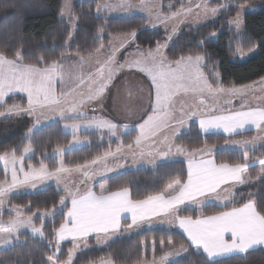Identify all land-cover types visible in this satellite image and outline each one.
Returning a JSON list of instances; mask_svg holds the SVG:
<instances>
[{"label":"snow or ice","instance_id":"snow-or-ice-1","mask_svg":"<svg viewBox=\"0 0 264 264\" xmlns=\"http://www.w3.org/2000/svg\"><path fill=\"white\" fill-rule=\"evenodd\" d=\"M18 6L13 5V7ZM196 7L199 8L201 5ZM228 7H235V5L211 8L207 4L203 5L204 12H211L213 19L218 12ZM72 9L73 0H63L61 16L66 15L70 21H74L70 27L78 31L79 21L73 17ZM136 9L147 13L149 24L133 29L122 36L110 37L107 46L101 41L99 47L89 51L87 56L82 55L78 50L74 56H65L61 53L55 59L49 60L41 56L34 63H24L19 53L12 59L0 53V106L6 103L9 95L14 96L19 93L26 96V104L14 103L6 113V115L34 118V123L28 129L26 136L42 123L40 117L46 112L53 116L58 115L64 120L70 118V113L84 118L86 122L83 124L72 123L64 126L71 128L74 137L81 127L107 129L109 133L116 135L121 127L128 128L130 125H118L111 119L95 114L88 119L86 108L95 104L93 113L106 112V101L111 88L114 87V80L125 67L137 69L149 81L147 106L136 117L137 120L142 121L135 125L138 134L133 142L118 145L115 152L109 150L102 156L70 168L65 166L62 158L64 149L58 148L56 152L61 155V159L58 161V166L51 170L43 160L40 161L39 167L28 164L25 170L24 155L17 157V149L0 154V160H3L5 164V179L0 180V209L4 207L6 198L14 189L28 187L29 190L39 191L38 184L44 181L54 180L57 191L64 193L59 197V206L67 208V211L58 227L53 220L52 230L48 233L53 240L48 243L59 250L61 242L70 238L73 247L68 249L67 260L60 261L54 252L44 260L43 264H73V256L81 248L80 241H83V247L87 248V238L90 235H94L97 244H101L121 230L128 232L133 227H139L152 218L158 220L161 216L170 217L167 224L175 225L186 233L189 243L201 250L205 257V264H215L217 258L234 253L246 254L254 246L264 245V202L257 204L255 200L247 199L239 207L233 206L231 210L197 218L178 215V212L182 210L180 206L188 201L201 204L199 197L207 198L215 195L218 199L221 198V192L218 190L226 193L222 197L226 201L225 206L235 200L238 193L234 191V186L245 185L252 180V177L246 174L249 167L247 161L250 159L247 154L244 155L245 163H217L213 157V147L206 143L199 148L175 143L182 129L186 128L191 121L198 122L199 130L203 133H207L209 129H223V132L229 135L236 134L237 130L245 129L246 125H252L258 130L256 137L251 141H233L232 143L247 146L264 142V77H261L258 82L241 85L230 83L226 86L220 79L221 74L214 70L220 62H214L211 66L205 63L206 59L211 57L210 53L205 51L204 54L170 58L166 50L172 46L177 36L178 24H172L169 27V21L178 20L182 13L187 15L192 11L191 8H182L178 12L165 16L152 0H141L139 4H133L131 0L96 4L98 14L101 11L104 13H112L116 10L131 12ZM89 14H91L90 10ZM153 14L156 20L163 24L166 36L163 43L157 40L155 47H152L150 43L149 47L142 48L136 38L141 31L149 27L153 30L158 27L151 20ZM226 23L229 28L234 26L237 34H241L244 30V21L239 13L233 20ZM104 27L106 28L107 25ZM103 31V28L99 29L100 33ZM223 31L222 28L205 39H217ZM234 38L236 37H230L227 41L230 49L231 40ZM70 39H74L73 33H69ZM249 43L253 45L249 50V54H252L258 50L259 45L264 44V36H261L259 41L249 37ZM198 46L204 47V41H199ZM129 47H135V52L127 53L126 50ZM122 52L124 53L123 62L119 59ZM236 52L242 54L243 50L237 46ZM102 54L103 59L100 58ZM240 58L246 57L241 55ZM72 59H76L78 63L72 65L66 63ZM93 60L96 62V71H90L84 75L79 70L80 65L85 62L91 63ZM207 67L213 70L206 73L204 68ZM58 82L61 89L59 93L57 92ZM257 92L260 93L259 96L256 95ZM222 96L229 97L223 101V104L220 103ZM248 96L258 99L260 106L254 107L248 104L246 101ZM233 99L245 102L241 103L239 109L230 108L228 105L232 104ZM31 151V144L23 148V153ZM124 151L128 152L133 159L137 156L148 158V163L154 166L165 163V158H171L174 155L184 156L187 158V178L184 180L181 176H177L161 190L147 194L141 199H132L128 187H121L117 191H108L107 188L101 187L99 194L90 188H85L81 192L78 185H70L62 178L63 173H80L82 179L79 183L86 184L97 175L91 170L92 165ZM258 163L260 172L257 175L264 178V159H259ZM9 165H11L10 181L7 179ZM19 174H22V179ZM222 186L226 187L222 188ZM241 199L244 197L241 196ZM69 201L70 207H68ZM23 207L31 211L32 206L28 204ZM13 210L15 216L7 221L0 220V245L12 243L14 234L25 227L29 228L32 234L46 240L43 227H37L33 223L34 216L41 219L43 226L46 219L54 217L59 209L53 205L52 209H45L42 213L37 211L32 215H24L20 206H13ZM124 213L130 214L131 224L122 228L121 218ZM159 226L164 224L161 223ZM165 243L170 248H174L172 241L162 240L160 241L161 250ZM153 248H155V242H153ZM174 250L187 252L183 245ZM168 255L170 253H165L159 261L142 259L139 264H165ZM100 264H112V261H101Z\"/></svg>","mask_w":264,"mask_h":264},{"label":"trees","instance_id":"trees-1","mask_svg":"<svg viewBox=\"0 0 264 264\" xmlns=\"http://www.w3.org/2000/svg\"><path fill=\"white\" fill-rule=\"evenodd\" d=\"M253 1L233 0L228 5H235V7H228L218 12L214 19L185 27L173 40L172 46L167 49V54L170 58H176L180 55L204 54L205 51L210 53L211 57L206 59L205 63L211 66L214 62H220L214 70L221 74L220 79L226 86L230 83L248 84L264 77V44L259 45L257 53L246 61H240L236 52L237 46L244 52H249L253 47L249 43V37L259 41L260 37L264 36V7L244 13V30L240 35H237L233 27L229 28L226 23L241 12L243 4L253 3ZM99 2L103 0H84L73 4L72 14L75 20L79 21V30H74V39L69 40L72 28L68 20L61 16L63 0H0V53L10 59L15 58L19 53L24 63H34L41 56L51 60L59 57L61 53L75 54L78 50L86 56L89 51L99 47L101 41L108 44L110 37L127 34L147 24V18L142 14L98 15L95 8ZM221 2L222 0H217L215 5H220ZM13 5L19 6L13 7ZM105 25H107L106 28ZM101 28L104 29L103 33L99 32ZM222 28L223 34L217 39H205ZM165 36L166 33L161 27L154 30L149 27L141 31L136 39L142 48H147L150 43L152 47H155L157 40L163 43ZM230 37H236L231 40V49L227 43ZM201 40L204 41V47L198 46ZM212 70L210 67L204 68L206 73ZM14 103L26 104V101L24 97L14 95L8 97L3 106ZM14 119V117L0 119V123H10ZM136 135L137 131L131 129L124 133L120 140H113L105 132H81L79 136L89 142L81 148L66 151L63 155L65 166L74 167L76 164L91 161L112 146L133 142ZM252 135L253 132L233 137L219 132L203 133L199 130L198 122L191 121L188 129L180 134L177 142L190 148L203 147L206 143L210 147H215L213 154L217 163L236 164L246 162L245 154L250 158L247 162L264 158V155H261L264 153V144L245 149L222 147L234 137ZM71 139L72 135L64 132L61 121H54L35 129L31 137H26L24 129L14 132L0 141V152H11L17 149L16 156H21L23 148L31 144L33 154L25 158V165L32 164L39 167L40 161L43 160L51 170L58 166L54 152L59 147L70 145ZM249 172L252 181L238 187L235 190L238 193L236 199L227 203V206L209 203L202 207H184L178 214L196 218L216 214L233 206L239 207L247 199H253L257 204L264 202V178L254 179L257 176L258 165L250 167ZM4 175L0 165V180L4 178ZM177 176H181L184 180L187 178V166L184 159H168L165 163L151 167L127 169L96 184L95 189L105 186L108 191H117L121 187H128L132 199H141L147 194L161 190ZM62 194L63 192H58L54 185H49L39 191L14 194L10 196L9 204L22 208L31 204V211L26 210L30 214L52 209L53 205L59 209V197ZM241 196L244 199H241ZM66 210L67 208L58 210L54 217L45 221L42 227L46 240L32 236L28 231L20 232L18 242L0 249V264H43L44 260L54 252L60 261L66 260L68 249L72 246L71 242L61 243L57 252V249L48 243L53 240V237L48 235L52 230L53 220L58 227L59 222L64 219ZM11 215L10 211L5 210L2 215L0 213V218L5 220ZM35 223L41 224V219L37 217ZM162 240L172 241L174 247L181 245L187 247V253L169 264H205V257L201 250L192 246L180 230L159 225L140 229L130 235L119 236L104 245L91 243L88 248L76 254L73 264H91L101 258H111L116 264H137L142 259L159 257L165 250L170 249L165 243L161 250L160 241ZM153 242H155V248H153ZM215 264H264V248L220 258L215 261Z\"/></svg>","mask_w":264,"mask_h":264},{"label":"rangeland","instance_id":"rangeland-1","mask_svg":"<svg viewBox=\"0 0 264 264\" xmlns=\"http://www.w3.org/2000/svg\"><path fill=\"white\" fill-rule=\"evenodd\" d=\"M78 1H84V0H73V4L75 2H78ZM215 1H217V0H152V2L158 6V10L162 11L165 16H168L171 13H174V12H178L182 8L183 9H189V8L192 9V11L189 12V13H187V15H184L182 13L180 15V17H179L178 20L169 21V27H171L172 24H178L177 35H179V33L185 27H187V26L198 25V24H201V23H204L206 21H209V20H212L213 19L212 18L213 17V14L211 12H208V13H205L204 12V9H203V5L204 4H207L210 8L211 7H219L221 5H228L233 0H222V2H221L222 4H220V5H215ZM105 2H108V3H117L118 0H103V2H99L98 4H103ZM131 2L133 4H139V3H141V0H131ZM169 5H171V7H169ZM197 5H201V7L197 8L196 7ZM245 5H247V8H245ZM261 7H264V0H254L253 3L251 2V3L243 4L242 7H241V12L239 13L240 18L243 20L244 13L249 12V11H253L255 9H259ZM95 12H96V8H95ZM134 14H142V15H144L147 18V13L144 12L143 10H140V9L132 10L131 12H124L122 10H116V11H113L112 13H104L103 11H101V13H99L98 15H106V16H130V15H134ZM63 18L67 19L68 22H69V24H72L74 22V21H70L67 18L66 15L63 16ZM151 20L154 23H156L158 25V27H161L162 29H164L163 28V24L160 21L156 20L154 14L151 17ZM147 24H149V19L148 18H147ZM233 29L235 30L234 26H233ZM73 31H74V29L72 28V33H73ZM121 35H124V34H121ZM237 35H240V34H237ZM127 53H130V52L128 51ZM256 53H257V50L255 52H253L252 54H249V52H244L243 51L242 54L241 53H238V59L240 61H246L249 58H251L253 55H255ZM68 55H74V54L69 53ZM68 55H65V56H68ZM241 55H243V57H246V58L241 59L240 58ZM131 58L132 57H130V59ZM120 60H121V62H123L124 61V57L123 56H120ZM68 62H69V60L66 61L67 64H69ZM79 70L84 75H86V73H88L90 71L93 72L95 70V68L92 69V70H90L89 68L87 69V65H85V66L84 65H80ZM128 70H130V71H128ZM131 71H134V72L137 71L139 74H141V76H139V79H138V77H136L137 75L134 74V73H132ZM120 73L123 74V77L122 78L124 79L123 80L122 88H120L119 90H117V92H114L111 89L110 93H113L112 95H114V96H110V100L115 99V97H116V99H119V98H121V96H122V98L124 100H128V98L130 99V94L131 93L134 94V92L136 91V88H138V91L140 92V94H139L140 97L138 99V101H139L138 103L141 104V101H143V98H144L143 95L145 93V90L142 89L143 92L140 91L141 90V87L140 86L143 85L145 88H147L146 92H148V82H147L148 79H147V77L144 74L140 73L137 69H130L128 67H125ZM258 81L259 80L254 81V82H258ZM114 84H116V81L114 82ZM136 84H138V85H136ZM257 86L259 87V85H257ZM129 88H131V90H129ZM60 90H61L60 89V85L58 84L57 85V92L59 93ZM83 90L86 91V89H83ZM256 95L259 96L260 93L257 92ZM132 98H134V97H132ZM227 99H229L228 96H222L220 98V103L223 104V101L224 100H227ZM108 100L106 101V108H108L107 107ZM246 101L251 106H254V107L255 106H260V101L258 99L253 98L252 96H248L246 98ZM135 102H136V100L134 99V104H135ZM209 102H211L210 98H209ZM244 102L245 101H241L239 99H233L232 104L231 105H228V107H230V108H238L239 107L240 108L241 103H244ZM6 113L7 112H5V111L0 112V118L1 117H5V116L6 117L13 116L15 119L12 122H10V123H6V124H3V125H0V141L6 139L8 136L12 135L16 131H19L20 129H24L25 135H26V133H28V129L31 128L32 125H33V123H34V118H30V117H27V116L22 117V116H17V115H13V114H7L6 115ZM69 117L70 118L68 119V121H63V123H62L63 124L62 127L64 129V132H66V133H68L70 131H71L70 133H72L71 128H65L64 127L66 124H69V125L72 124V123H81V124H83V123L86 122V120L84 118H82L80 116H76V115L71 114V113L69 114ZM104 117L107 118V116H105V115H104ZM58 118H60V117L58 116ZM58 118L56 117V115L53 116L51 113L46 112L44 116H41L40 117L42 123L37 128L42 127V126H44L46 124H49L53 120L54 121H57ZM88 119H90V117H88ZM118 125H124V124H118ZM84 129L85 128L81 127L79 129V131L76 133L75 137H74V135H72V139H71L70 145H68L67 147H59L60 149H64V151L62 153V158H63V155H64V153L66 151L71 150V149L81 148V147L87 145V143L89 141L86 140V139H84V138H82L81 136H79V133L81 131H86ZM187 129H188V126L186 128H184V129H182L181 133L182 132H185ZM127 131H128L127 128H123L122 127V129H120L116 135H112V134H108V135H110L109 138H111L113 140H120L121 137L123 136V134L125 132H127ZM32 133L29 134V135H27L26 137H31ZM253 135H254V132H253ZM240 141H248V140L242 139ZM175 143L176 144H180V143L177 142V140L175 141ZM262 144H264V142H257L254 145L253 144H248L247 146H242V148H244V147L255 148V147H258V146H260ZM118 145H120V144H117L115 147H113V146L110 147L109 150L115 152V150H116V148H117ZM105 152H107V151H105ZM104 153H102L100 156H102ZM0 154H3V153L0 152ZM22 154L24 155V160H25V158H27V157H29L30 155L33 154V148H32V151L29 152V153H23V151H22ZM53 155L56 157V161L58 163V161L61 159V155L58 154L56 151L54 152ZM17 157H20V156H17ZM183 157L184 156H176V155H174L171 158H165V159L166 160H168V159H182ZM157 159H160V158H157ZM0 165H1L2 169L4 170L5 164H4V161L3 160H0ZM151 166H154V165H151V164L148 163V158H140L139 156H137L136 159H133V157L128 152L124 151V152H121V153H117L114 157H111V156L110 157H107V159L105 161H103V162H98L96 165H92V169L91 170L94 171V172H96L97 175L93 176V178L91 180H88L86 184H80L79 183V181L82 179V175L80 173H74V172L73 173H63L62 174V178L65 181H67L70 185H78L79 188H80V191L83 192L85 190V188L94 187V186H96V184L104 181L108 177L114 176V175H116V174H118L120 172H123V171L127 170V169H134V168H138V167H151ZM10 169H11V165H9V172H8V175H7V179L9 181L11 180V172H10ZM25 170H27V166L26 165H25ZM19 176H20L21 179L23 178L22 177V174H19ZM3 179H5V175H4V178ZM49 185H54L56 187V184H55V181L54 180H49V181L41 182L40 184H38V187L41 189V188L47 187ZM61 187H62V185H61ZM94 190L97 191L95 188H94ZM32 191H35V190H29L28 187H22V188H19V189H14L9 194V196L6 198V203H5L4 207L2 209H0L1 215L3 214V212L5 210H8V211H10L12 213V215L10 217L15 216V211L13 210V206H11L9 204V198H10V196H12L14 194H18V193H26V192H32ZM62 195H64V193ZM69 202H68V207L70 205ZM205 204H207V203L197 204V205H198V207H202ZM218 204L219 205H225L226 203L223 202L222 200H219V203ZM193 207H196V206H193ZM21 209L23 210L24 215H32V214H34V213L37 212V211H35L32 214H30V213H27V211L24 208L21 207ZM59 210L60 211L62 210V208L60 206H59ZM10 217H8L5 220H3L2 218H0V220L7 221V220H9ZM37 217L38 216H34L33 223L37 227H42V224H39L38 225V224L35 223V220H36ZM161 223H163V224L164 223H167V220H164V219H161L159 221L157 220L154 225H158V224H161ZM24 231H28L32 236L39 237V236H36V235L32 234L29 228H27V227L21 228V229H19L14 234V238H13L12 243H10L8 245H0V249L6 248V247L14 244L15 242H18L19 241V234H20V232H24ZM179 247L180 246H177V247H174V248L175 249H178ZM184 247L187 249L186 246H184ZM174 248H170L168 250H165L164 253L161 256H159V257H151V258H148L147 260L151 261V260L155 259V260L159 261L160 258L162 256H164L165 253H170V255H168L167 258H166V260H165V264H169V263L173 262L174 260H176L177 258L182 257L185 254V253H182V252L175 251ZM81 249L82 248H80V249H78L76 251V253L73 256V261L75 259L76 254L79 251H81ZM57 251L58 250H56V252ZM108 260H111L112 261V264H116L111 258H101V259H99L96 262L91 263V264H100L101 261H108ZM137 264H139V263H137Z\"/></svg>","mask_w":264,"mask_h":264},{"label":"crops","instance_id":"crops-1","mask_svg":"<svg viewBox=\"0 0 264 264\" xmlns=\"http://www.w3.org/2000/svg\"><path fill=\"white\" fill-rule=\"evenodd\" d=\"M117 36H122V35H115V36H113V37H117ZM116 43H118V41H116ZM106 46L108 45V44H105ZM127 52L129 51L130 53H133V52H135V47H129V48H127V50H126ZM66 55H68V54H66ZM74 56V55H73ZM87 56V55H86ZM120 56H123L124 57V53L122 52L120 55H119V59H120ZM101 59H103L104 57H103V54L101 55V57H100ZM10 59V58H9ZM70 65H72V64H77L78 63V61L76 60V59H72V60H69V62H68ZM82 65H87V69L89 68L90 70H92V69H94L95 68V70L94 71H96V62L93 60L91 63H88V62H85V63H83ZM93 71V72H94ZM128 71H130V70H128ZM132 73H134V74H136L137 76L136 77H138V79H139V76H141V74H139L137 71L136 72H134V71H131ZM86 75H87V73H86ZM123 74L122 73H120L119 72V74L116 76V78H115V80H114V82L116 81V84H114V87H112L111 89L114 91V92H117V90H119L120 88H122V85H123ZM118 79V80H117ZM148 82V84H149V81H147ZM144 83V82H143ZM59 84V82L57 83V85ZM136 85H138V84H136ZM141 87V90L140 91H142L143 92V90H145V93H144V98H143V101H141V104H139L138 102V99H139V97H140V92L138 91V88H136V91L134 92V94L133 93H131L130 94V99L128 98V100H124L123 98H122V96H121V98H119V99H116V97H115V99H113V100H110V96H114V95H112L113 93H109V100H108V102H107V107L108 108H106L107 110H106V112H99V111H97V112H95L94 114H100V116H107V118L108 119H111V120H113V122H115V123H117V124H127V125H130L128 128H127V130L128 131H130L131 129H135L136 131H137V134H138V129L135 127V125L136 124H138V123H140V122H142V121H139V120H137L136 119V117L138 116V115H140V113H141V111H142V109L143 108H145L146 106H147V92H146V90H147V88H145L143 85H141L140 86ZM143 89V90H142ZM129 90H131V88H129ZM138 91V92H137ZM17 96H22V97H24V99H25V101H26V96L25 95H21V94H19V93H17L16 94ZM10 96H13V95H9V97ZM132 97H134V98H132ZM8 98V97H7ZM6 98V99H7ZM134 99L136 100V102H135V104H134ZM124 100V101H123ZM18 104H21V103H18ZM11 105H6V106H1V108H0V112H3V111H5V112H7L8 111V108L10 107ZM94 108H96V105L95 104H93V105H91L90 107H87L86 108V111H90V112H93V109ZM236 109H239V107L238 108H236ZM97 116V115H96ZM10 117H13V116H8V117H1L0 119H4V118H10ZM23 117V116H22ZM56 117L58 118V115H56ZM91 118V117H90ZM57 121H61V123H63V121H68V119L67 120H64V119H60V118H58L57 119ZM52 122H54V120L52 121ZM3 124H6V122H4V123H0V125H3ZM63 125V124H62ZM63 128V127H62ZM120 129H122V127L120 128ZM119 129V130H120ZM64 130V129H63ZM83 130V129H82ZM84 130H86V131H99V132H105V133H107V134H111V133H109L108 132V130L107 129H97V128H95V127H92V128H85ZM127 131V132H128ZM71 132V131H70ZM70 132H68L69 134H71V135H73V133H70ZM81 132H84V131H81ZM80 132V133H81ZM210 132H219V133H222V134H224V135H226V136H236V135H238V134H242V133H246V132H254V135H252V136H238V137H234V138H232L231 140H229L226 144H224L223 145V147L224 148H236V149H245V148H250V147H244V148H242V146L241 145H237V144H234V143H232L233 141H240V140H242V139H246V140H248V141H250V140H252L254 137H256L257 135H258V130L254 127V126H252V125H246L245 126V129H243V130H237V133L236 134H232V135H229V134H227V133H224L223 132V129H209L208 130V132L207 133H210ZM118 133V132H117ZM126 133V132H125ZM110 136V135H109ZM88 144V143H87ZM214 147H213V153H214ZM213 157H214V154H213ZM182 159H184L185 161H186V166H187V158L186 157H183ZM215 159V158H214ZM262 159H264V158H262ZM259 160V159H258ZM258 160H256V161H253V162H247L248 164H249V167L247 168V170H246V174H247V176H250L251 177V175H250V172H249V168L250 167H252V166H254V165H258V172H257V174L259 173V171H260V165H259V163H258ZM255 180H258V179H263V178H260V177H258V175L254 178ZM252 181V180H251ZM240 186H243V185H239V184H236L235 186H234V191L238 188V187H240ZM105 187V186H104ZM223 187H226V186H222V188ZM94 188H95V186L94 187H91L90 189L92 190V191H94V192H96L97 194H99V192H100V189H101V187H99L98 189H97V191H95L94 190ZM218 191H220L221 192V198H217L215 195H212V196H208L207 198H205V197H199L198 199L201 201V204H204V203H216V204H218L219 203V200H222L223 202H225L226 203V201L222 198V197H224L225 195H226V193H224L222 190H218ZM132 198V197H131ZM69 204H70V202H69ZM206 205V204H205ZM71 205H69V207H70ZM193 206H196V207H198V205L197 204H193L191 201H188V202H186L184 205H181L180 206V208H184V207H193ZM229 210H231V209H229ZM227 211V210H226ZM179 215V214H178ZM124 216H128L129 218L128 219H124L123 217ZM180 216V215H179ZM181 217H183V216H181ZM200 217H203V216H200ZM193 218V217H192ZM161 219H164V220H168V219H170V217H165V216H161L159 219H158V221L159 220H161ZM157 221V218H152V220H150V221H148V222H146V223H144V224H142V225H140L139 227H133L131 230H129L128 232H124L123 230H121V231H119V232H117V233H115V234H113L112 236H110L109 238H108V240L107 241H105V242H103V243H101V244H97V241H96V237L94 236V235H90L88 238H87V248L91 245V243H94V244H96V245H104V244H106V243H108V242H110L111 240H113V239H115V238H117V237H119V236H124V235H130V234H132V233H135L136 231H139L140 229H143V228H147V227H151V226H158V225H154L155 224V222ZM166 222V221H165ZM129 224H131V219H130V214H128V213H124V214H122V218H121V226H122V228H125V227H127V225H129ZM164 226H170V227H174V228H176V229H178V230H180L185 236H186V233H184L183 232V230L182 229H180L179 227H177V226H174V225H168L167 223H164ZM187 238V237H186ZM227 238V237H226ZM188 240V239H187ZM189 241V240H188ZM64 242H71L72 243V246H73V242L71 241V239L69 238L68 240H65V241H63V242H61V243H64ZM83 241H80V244H81V250H83V249H86V248H84L83 247ZM71 246V247H72ZM195 247V246H194ZM256 248H264V245H257V246H254L252 249H256ZM252 249H249V251L250 250H252ZM199 250V249H198ZM235 254H241V253H234V254H232V255H235ZM229 256H231V255H229ZM229 256H224V257H229ZM224 257H220V258H224ZM220 258H217V259H220Z\"/></svg>","mask_w":264,"mask_h":264}]
</instances>
